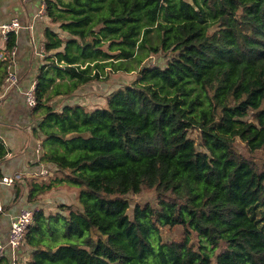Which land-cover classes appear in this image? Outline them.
<instances>
[{
	"label": "trees",
	"instance_id": "16d2710c",
	"mask_svg": "<svg viewBox=\"0 0 264 264\" xmlns=\"http://www.w3.org/2000/svg\"><path fill=\"white\" fill-rule=\"evenodd\" d=\"M42 1L26 104L48 172L18 173L13 203L27 190L33 219L0 264H264V0ZM17 43L10 32L5 52ZM114 74L133 78L102 105L73 102ZM10 152L0 137V176ZM65 186L75 203L39 200ZM146 189L157 203L130 214Z\"/></svg>",
	"mask_w": 264,
	"mask_h": 264
},
{
	"label": "crops",
	"instance_id": "0c3cea01",
	"mask_svg": "<svg viewBox=\"0 0 264 264\" xmlns=\"http://www.w3.org/2000/svg\"><path fill=\"white\" fill-rule=\"evenodd\" d=\"M22 3V2H21ZM30 3H35L34 1L28 2L27 0H23L22 10L25 15L24 19L27 20L28 30L30 34H33L35 29L37 28L38 34L40 35L41 41H44V29L50 24V19L46 17V15L40 14L39 19H34L30 15L32 7ZM21 16V17H23ZM17 18V17H14ZM13 18V19H14ZM6 22V21H5ZM4 23V22H3ZM20 29L17 31L18 35V43L16 47L15 59L17 62V68L20 71V83L15 89L5 90L2 92L0 96V107L10 98V93L13 91L12 95L13 99V115L15 116L12 122H6L0 120L1 125H3L6 129H8V135H4L0 132V137H2L6 144L11 148L10 154L6 157L5 161L1 166V171L3 172V168L7 167L9 170L13 171V166L16 172L19 174H29L35 173L38 174L42 170H47L46 163H39L41 157V144L35 140L31 136L32 128L36 125V122L31 117V109L27 106L25 102V92L29 88V83L35 79L38 68L43 62L44 58L39 56V48L37 49L36 43L33 42L30 45H25V39L20 35ZM32 37V35H31ZM34 39V38H33ZM6 48V39L0 32V53H5ZM1 53V54H2ZM93 83V82H92ZM95 84V83H93ZM86 89L91 88V83H88L82 86ZM80 90L77 93L78 100ZM84 93V92H83ZM84 99H90V96L87 94H83ZM57 100L59 101V105H57ZM79 101V100H78ZM71 102V103H73ZM54 107L55 109H62L63 106L67 103H70L67 100L61 99V97L55 98ZM70 103V104H71ZM86 105L84 102L79 101ZM103 104V103H102ZM101 104V105H102ZM87 106V105H86ZM90 107V106H88ZM38 121V120H37ZM8 161V163H6ZM42 168V169H40ZM40 169V171H39ZM5 174V173H4ZM53 174V172H51ZM9 186H0V206L5 208L9 206L8 213L12 215H16L19 210L25 208L26 206V197L27 190L20 201L16 204L13 203L15 197V187L7 188ZM6 192H9L6 193ZM5 194V196H3ZM9 231V220L7 217L3 216L0 218V235L6 236Z\"/></svg>",
	"mask_w": 264,
	"mask_h": 264
},
{
	"label": "rangeland",
	"instance_id": "374dc122",
	"mask_svg": "<svg viewBox=\"0 0 264 264\" xmlns=\"http://www.w3.org/2000/svg\"><path fill=\"white\" fill-rule=\"evenodd\" d=\"M28 2L30 1H34L35 3H30L32 10L30 15L32 17H34V19H39L40 14L42 13L41 10V3L43 2L42 0H27ZM22 2V3H21ZM22 4H23V0H0V24L3 22H10L14 17H17L19 22H20V35L25 39V45H30L33 41L34 43H36V47L37 49L39 48V53H41V55L43 56L42 58H45L46 53H45V44L44 41H41L40 35L38 34L37 28L35 29L33 34H30L28 28V24H27V20L24 19L25 15L23 13L22 10ZM23 16V17H21ZM1 28H0V32H1ZM32 35V37H31ZM34 38V39H33ZM2 53V52H1ZM0 53V58L4 57L5 55H3V53ZM3 59V58H2ZM163 63V62H162ZM18 69V68H17ZM18 76L20 77V71H17ZM133 77L131 75H125V74H114L112 75V77L110 78L109 81H103V82H97L95 84L91 83V88H84L81 87L80 88V93L78 96V100L81 102H84L87 106L90 107H94L97 105H101L102 103H104V101L107 98V95L115 88L122 86L123 84H125L126 82H130L131 79ZM20 83V80H19ZM19 83H17L16 85L12 86L14 87L13 89H15V86H19ZM36 83H33L32 86L30 88H28L26 90V97H27V93L29 92V90L35 86ZM11 89V90H13ZM84 92V93H83ZM14 94V92L12 91L10 93V98L9 100H7L1 107H0V120L2 121H6V122H12L15 118V116L13 115V99L11 98L12 95ZM83 94H87L90 96V99H84V95ZM25 102H27L26 98H25ZM57 105H59V101L57 100ZM0 132L3 133L4 135H8V129H6L3 125H1L0 123ZM9 136V135H8ZM238 146L240 148H244V145L238 141ZM6 163H8V161H6ZM13 166V171L9 170L7 167L3 168V173H5L4 175H14V174H18L19 172H16ZM40 173L43 174H47L46 170H42ZM51 174V173H50ZM38 176H43V175H36L35 177ZM0 186H9L6 184H3L2 182H0ZM7 188H14L13 184ZM9 194V192H6ZM3 196H5V194H3ZM51 196L52 199H56L58 201H64V202H68V203H75V199L77 197V193L75 191V189L70 188V187H61L60 189L56 190L54 193L52 194H45L44 196H42L39 200H41L42 202H49L53 205V207H56V202L53 200H49L47 201V198ZM127 199L130 202V214L133 213V209L135 207V205L140 204L143 205L145 203H157V193L155 192V189H146V190H142L139 193H130L127 195ZM30 210H33V207H26ZM178 231L176 230H168L165 229L164 230V237L165 239H174L175 237H178Z\"/></svg>",
	"mask_w": 264,
	"mask_h": 264
},
{
	"label": "built area",
	"instance_id": "2783aa9c",
	"mask_svg": "<svg viewBox=\"0 0 264 264\" xmlns=\"http://www.w3.org/2000/svg\"><path fill=\"white\" fill-rule=\"evenodd\" d=\"M45 10V2L41 3L42 13ZM21 25L18 18L12 19L10 22H4L0 24L1 33L4 38L7 40L8 34L12 31L17 32L20 29ZM16 50H12L11 52H5L2 57L5 61L8 62V75L6 78L7 89L12 88V86L19 83L20 77L17 74V62L15 59ZM18 85V84H17ZM26 100L30 107L36 106V97H35V86H33L29 92L27 93ZM46 172H48L46 170ZM18 174L14 175H2L0 176V182L6 185H12L15 183L16 178H18ZM0 210L2 207L0 206ZM33 219V211L28 208H23L20 212L12 218L11 228L9 231V235L7 240L0 238V257L3 256L5 249L8 246L12 248H19L24 240V235L27 231L28 226L32 222Z\"/></svg>",
	"mask_w": 264,
	"mask_h": 264
}]
</instances>
